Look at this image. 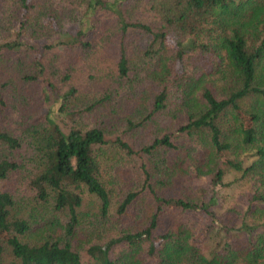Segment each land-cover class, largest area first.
Here are the masks:
<instances>
[{"label": "trees", "instance_id": "trees-1", "mask_svg": "<svg viewBox=\"0 0 264 264\" xmlns=\"http://www.w3.org/2000/svg\"><path fill=\"white\" fill-rule=\"evenodd\" d=\"M13 3L5 20L31 36L58 33L61 13L79 29L42 55L0 46V264H264V0H89L81 20L77 0ZM102 11L114 21L84 40ZM105 50L116 77L89 64L88 86L75 68ZM169 113L151 142L122 137ZM120 152L139 162L134 186ZM190 169L210 189L184 187ZM227 172L251 192L238 227L214 209Z\"/></svg>", "mask_w": 264, "mask_h": 264}, {"label": "rangeland", "instance_id": "rangeland-1", "mask_svg": "<svg viewBox=\"0 0 264 264\" xmlns=\"http://www.w3.org/2000/svg\"><path fill=\"white\" fill-rule=\"evenodd\" d=\"M89 0H77V12L75 17L79 18L82 17V13L85 10V7L87 5V2ZM112 1V0H108ZM54 7L57 9H64L66 7V3L63 1H57L54 3ZM68 4H67V10H68ZM16 6L13 3V0H1L0 1V46L6 42L10 41H19L22 42L23 47H31L33 48L37 54L40 53L41 55L44 53V45L45 43H62L64 41L65 37L69 34H74L76 30L79 29L78 23L74 22L71 17L68 15V13H61L60 15V26L59 32L56 33L54 30L50 31V37L49 39H46L44 36L42 38H38L37 36H31L28 32H23L19 30V25L17 22L14 21L9 24V21L5 20L9 16V13L13 12L16 13ZM19 14V13H18ZM15 14V18H16ZM89 18V19H88ZM114 16L108 11H102L100 14L98 13H91V16L86 17L83 19V31H84V40H89L97 35H102V32L104 30V24L109 23L111 21H114ZM80 19V20H81ZM89 20V23L86 24V20ZM44 21H48L47 18L44 19ZM18 34L20 36L18 37ZM63 34V35H62ZM141 34L135 35L136 42L139 43V45L145 46L148 42L147 37H142ZM62 50V46L60 48ZM57 52V50H52L50 53L51 55L53 53ZM105 52V53H104ZM104 52H101L100 55H97L95 58H89L87 59L88 64L84 68L82 65L76 66L75 70H77L78 76L83 80V83L86 82H92L88 86L95 84L93 79H87V76L89 75L87 66L90 64L91 66H98V71L102 72V77L109 78V77H116V57L114 52H109L108 50H105ZM60 53V52H59ZM174 69L177 70V65L173 66ZM105 81V80H104ZM85 83V84H86ZM102 85L106 88L110 87L111 85L105 81V83H102ZM119 87V86H118ZM116 87V89L118 88ZM125 87V86H124ZM124 89L122 91L124 92ZM130 89V86H129ZM59 103V101H58ZM59 104L53 105V113L52 114H58L57 107ZM48 112V107H44L42 114L46 115ZM172 113L164 114L160 116V119L158 120V125L151 126L149 129L145 131H140L139 133H128L126 136H122V129H113L112 133L108 136L110 139H114L115 137H123L125 140H128L131 145L133 146H142L152 141L154 135H157L158 131L163 127H165L170 122V117ZM57 122L62 124V127L64 128L63 119L61 116H57L56 118ZM123 153H119V167L123 174L127 177L125 178L124 186H134V182H137L135 179L139 178V162L135 158H127L122 155ZM175 153L173 151H169L167 154V158L170 160H173L175 157ZM123 160H121V158ZM127 173V175L125 174ZM180 181V180H179ZM182 183L185 184L184 187H192V188H209V180L199 176L196 174V172L192 169L189 170V174L185 176L182 181ZM224 186L217 187L215 189L216 193V205L214 207L215 211L219 214L224 216V218L229 217V219H234L237 221L236 226L238 227L242 221L243 214L246 210L247 206V200L249 195H251V192L249 190V187L247 186L246 182L241 180L240 177L233 173V172H227L225 179H224ZM210 189V188H209ZM26 192V189H25ZM86 198L85 201L88 202V195L84 196ZM90 208V207H89ZM114 211V210H113ZM240 214V215H239ZM135 220H132L129 218H126L124 220V223L122 225H131ZM121 227V226H120ZM123 227V226H122ZM97 229L96 225H90L87 224L85 228L86 236L82 235V239L84 237H87L88 235H91L95 230ZM97 236V235H96ZM221 236L218 235L216 232L211 231L207 237L206 245L210 249H214L219 243L221 242ZM32 243H34L32 241Z\"/></svg>", "mask_w": 264, "mask_h": 264}]
</instances>
